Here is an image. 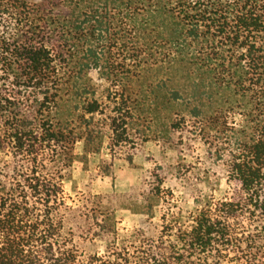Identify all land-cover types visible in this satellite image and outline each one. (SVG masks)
<instances>
[{"label":"trees","instance_id":"1","mask_svg":"<svg viewBox=\"0 0 264 264\" xmlns=\"http://www.w3.org/2000/svg\"><path fill=\"white\" fill-rule=\"evenodd\" d=\"M101 2L48 25L38 5L0 0V264H264V0ZM165 64L181 79L146 81L147 66ZM94 72L121 88L113 98L106 88L109 103L95 97ZM214 93L236 196L171 234L82 254L63 190L75 144L85 161L105 138L111 150L130 144L140 121L176 130L182 109L192 102L199 117ZM225 108L244 110L231 139ZM84 216L78 236L106 241L107 226ZM241 217L245 233L233 225Z\"/></svg>","mask_w":264,"mask_h":264},{"label":"rangeland","instance_id":"2","mask_svg":"<svg viewBox=\"0 0 264 264\" xmlns=\"http://www.w3.org/2000/svg\"><path fill=\"white\" fill-rule=\"evenodd\" d=\"M25 1L41 7L44 15L49 14L44 20L48 25L52 22H55L53 25H60L59 22L69 12L75 11L78 14L86 10L90 3V0ZM91 1L95 4L93 6L102 3L101 0ZM52 39L53 43L57 41L56 38ZM135 71L138 73L137 68ZM139 71H142L141 68ZM142 73L146 81L151 82L174 78L175 75L177 80L181 79L177 71L166 64L151 69L147 66ZM91 77L97 91L96 99L104 103L110 102L106 100V88L110 89L112 98L121 92L120 87L100 79L96 72L92 73ZM205 103L202 107L204 113L199 117L189 114V109L194 107L192 102L189 103L187 105L189 109H182L181 116L175 118L179 120L185 115L186 122L182 123L181 128L170 129V132L166 130L170 122L167 119L161 121L164 123L162 126L158 123L140 121L131 131L130 144L111 150L108 139L105 138L100 151L88 155L85 161L81 160L84 154L83 142L75 144L76 160L68 172L69 178L77 167L81 170H92L87 174L88 178L80 190L76 187L72 190L68 185L67 194L64 192L65 200L72 209L70 217L75 233L74 242L80 247L82 254L104 256L114 242L128 247L134 242H139L141 234L155 239L171 234L173 227L188 225L191 218L202 209H214L218 203L229 201L236 196L238 186L229 178V157L221 150V143L224 140L221 139V135L218 137L217 133V93L206 99ZM225 109L228 118L224 136L231 139L241 128L239 125L243 124L244 117L240 113H244V110ZM94 117L95 123L103 128L104 132L107 131V116ZM231 127L236 129L232 130ZM217 139L220 148L217 147ZM219 150L222 152L217 154ZM129 157H132V161ZM135 158L148 168L147 170L144 168L137 184L130 187L127 192H118L115 189L112 192H103L106 189L101 187L100 181L114 186L119 175L117 169L127 164L133 166ZM159 179L163 182H159ZM96 183H100V187H96ZM75 191L79 194L76 195ZM85 214L89 216L90 223L97 220L107 226L109 231L107 234L103 232L106 241L94 236V232L86 233L85 238L78 236L80 233H77L74 223L83 224V220L87 218ZM233 225L238 233H245L250 227L249 222L242 217Z\"/></svg>","mask_w":264,"mask_h":264},{"label":"crops","instance_id":"3","mask_svg":"<svg viewBox=\"0 0 264 264\" xmlns=\"http://www.w3.org/2000/svg\"><path fill=\"white\" fill-rule=\"evenodd\" d=\"M138 158H135L133 161V166H129L128 164L126 166H122L121 168L117 169V179L115 181L114 186L105 183L104 181L101 182V187L105 188L106 190L103 192H112L114 189L118 192H127L130 187L137 184L139 181V178L142 174V171L147 170L148 168L143 163H139ZM96 159H94V162ZM92 170H81L80 168H76L73 171V175L67 180L64 181L63 189L66 193V188L68 185H70V188L73 190V187H76L77 190H80V187H82V184L85 180H87L89 172ZM107 185L109 187H107ZM96 187H100V183H96ZM102 192V191H101ZM67 194V193H66ZM75 194H79L78 191H75Z\"/></svg>","mask_w":264,"mask_h":264}]
</instances>
